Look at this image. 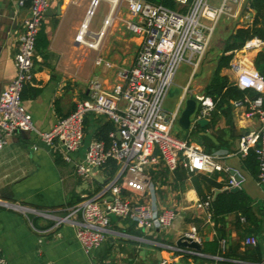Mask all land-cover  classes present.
I'll list each match as a JSON object with an SVG mask.
<instances>
[{"label":"crops","instance_id":"crops-1","mask_svg":"<svg viewBox=\"0 0 264 264\" xmlns=\"http://www.w3.org/2000/svg\"><path fill=\"white\" fill-rule=\"evenodd\" d=\"M21 1L22 4L20 0H0V93L15 77L17 38L22 32L23 21L30 14V6ZM100 1L106 6L95 27L90 28L91 17ZM91 2L52 0L44 14L40 29L47 34L49 45L45 51L35 50L34 78L24 87L26 89L21 96L33 128L14 133L0 150L2 202L63 213L96 192L109 179L105 168L92 169L87 176H78L73 165L64 160L61 153L53 152L39 136L58 119L69 115L78 101L88 97L89 80L98 79L104 90L111 91L120 81L118 72L129 68L133 62L141 36L130 33L125 27L127 7L122 3L117 5L118 0H98L93 7ZM88 28L96 35L90 43ZM82 29L83 36L78 39ZM108 30L109 37L104 41ZM256 54L251 53L253 60ZM98 57L110 62L111 66L97 63ZM217 57L212 59L211 67L205 69L204 83H197L192 90H189V81L181 85L182 91L175 108L180 105L182 110L187 98L205 94ZM222 74L230 76L226 68ZM229 82L235 85L230 78ZM33 89L37 93H33ZM108 125L112 126L104 116L88 114L84 120L83 145L71 157L75 160L81 158L89 141L102 140L100 131ZM233 125L236 134L245 131L247 135L258 130L259 120L246 117L244 108L231 106L229 114L217 112L213 126L193 132L190 137L202 150L214 153L222 170L212 174L189 173L180 166L178 168L185 172L181 171L179 176L163 166L152 170L157 206L171 207L177 212L169 227L140 229L127 219L111 217L106 240L98 248L85 251L71 225L39 232L48 228V220L33 215L27 218L0 206V255L6 258L7 264H217L222 257L181 247L196 252L189 256L173 248L178 247L177 241L199 218L206 223L202 228L206 235L204 240H210L216 234L213 219L210 223L205 222L196 186L202 194L219 193L221 190L210 185L207 187L199 178L208 175L223 185L222 190H227V180L235 169L244 176L239 190L248 197L255 221L250 222L242 214L232 212L224 217L219 228L225 233L227 246L238 241L243 244L246 236H255L264 259V191L256 177H252L242 166V157L235 154L239 137L232 135ZM206 132L214 141L206 136ZM182 137L187 135L182 133ZM239 250L243 251V246ZM186 254L188 256L185 257Z\"/></svg>","mask_w":264,"mask_h":264},{"label":"built area","instance_id":"built-area-1","mask_svg":"<svg viewBox=\"0 0 264 264\" xmlns=\"http://www.w3.org/2000/svg\"><path fill=\"white\" fill-rule=\"evenodd\" d=\"M51 1H31L30 14L23 21L22 32L18 35V49L14 55L16 74L0 93V150L14 133L33 128L21 96L24 87L34 78L35 40ZM173 1L177 9L152 0H125L128 12L125 27L130 33L141 36L131 66L118 72L120 81L111 91L104 90L98 79L89 80L88 97L78 101L74 110L58 119L50 129L39 133L53 152L61 153L64 160L73 165L78 176H87L92 169H102L110 161L117 165L114 175L96 192L63 213L12 202L0 201V206L27 218L33 215L48 220V228L39 232L71 225L82 248L89 251L106 240L111 217L127 219L138 228L147 230L164 229L173 223L177 216L175 209L157 206L153 169L163 166L174 172L181 166L189 173L204 174L222 170L214 153L202 150L191 136L179 138L172 134V127L181 113L180 105L170 112L163 105L179 64L186 62L195 70L209 47L219 20L224 16L236 17L243 0ZM97 2L92 0L91 7ZM248 7L252 11L250 2ZM83 33L82 29L77 38L81 39ZM262 50L263 39L257 36L247 39L240 49L233 51L226 70L230 80L239 88L245 89L244 85L252 84L251 89L259 94L254 98L246 95L229 103L232 107L244 108L246 117L259 120L255 133L239 138L235 154L244 157L250 148L253 149L257 161L256 180L264 191V78L251 57L252 52ZM96 62L111 66L101 57ZM196 102L197 108L188 128L190 133L196 130L197 120L210 121L215 110V102L210 96L197 95ZM88 114L104 116L112 124V129L107 134V141H89L83 156L75 160L71 154L83 145L84 120ZM243 181L244 176L234 169L227 180V188L240 189ZM211 200L212 197L208 196L201 202L208 223L212 221ZM183 236L198 243L202 240L194 226ZM257 242L253 235L243 240L246 246H254ZM173 249L180 253H196L181 247ZM7 263L0 255V264Z\"/></svg>","mask_w":264,"mask_h":264},{"label":"trees","instance_id":"trees-1","mask_svg":"<svg viewBox=\"0 0 264 264\" xmlns=\"http://www.w3.org/2000/svg\"><path fill=\"white\" fill-rule=\"evenodd\" d=\"M24 5L30 6L32 0H23ZM155 3H160L165 7L170 9H177V5L173 0H152ZM250 7L254 12L253 19L248 25L241 26L237 28L231 35L224 51L221 55L217 57L215 70L209 80V83L205 89V95L210 96L215 102V110L212 113L209 124L205 127H200L197 125V131L206 130L208 127H211L215 123V115L217 112L222 114H229L230 112V101L231 100H241L244 96H249L254 98L259 95L256 91L249 89H241L237 85H231L227 75L222 74V70L227 68L229 62L233 58V51L241 48L243 43L253 37L257 36L264 40V0H251ZM49 45V38L46 33L43 32V29H40L36 40H35V50L36 51H45ZM229 52V53H228ZM227 53V54H226ZM255 68L264 78V52H257L253 60ZM26 89V88H25ZM22 91L23 93L25 92ZM22 93V96H23ZM33 93H37L36 89H33ZM263 103H264V95ZM112 129L111 125L104 128L100 131L102 140L107 141V134ZM99 139V138H97ZM209 141V140H208ZM211 146H213L211 144ZM242 166L249 172L252 177L257 176V161L255 159V154L253 149H249L247 155L242 157ZM106 174L111 178L116 169L117 165L115 162L110 161L105 167ZM185 172L182 168H177L175 173L179 176L180 172ZM200 180L207 186H214L215 188L221 190L219 193H207L202 194L199 186H196L197 193L201 201H204L208 196L212 197L210 212L212 214V219L214 221V229L216 234L210 240H204V235L202 228L206 225L203 219H196L194 227L199 236H202V248L201 253L211 255V256H220L223 259L217 261V264H260L262 263L263 255L258 246V242L254 246H246L241 242H237L234 245L231 244L227 246L228 241L226 239L225 233L222 229L219 228V224L223 222L224 217L232 212L240 213L248 221H255L254 215L249 207V199L242 190L236 192H230L227 190H222L223 185L216 183L211 176L201 175ZM253 227L252 229H254ZM252 230H250L251 232ZM224 243V247H222ZM243 246V251H240L239 248ZM189 255V254H188ZM184 255L185 257L188 256ZM190 256V255H189ZM197 258L196 256H193Z\"/></svg>","mask_w":264,"mask_h":264},{"label":"rangeland","instance_id":"rangeland-1","mask_svg":"<svg viewBox=\"0 0 264 264\" xmlns=\"http://www.w3.org/2000/svg\"><path fill=\"white\" fill-rule=\"evenodd\" d=\"M250 0H243L241 6L239 7L237 11V16L234 18H228V17H222L213 33L211 42L209 44V47L198 64L197 68L195 70L192 69V67L186 63L181 62L177 68L176 74L173 79L172 85L169 87L167 94L165 96L164 100V108L167 111H173L175 106L177 105L179 96L181 94L182 88L181 85H184L185 83H188L189 81V90L193 89L197 83H204L205 78V69H208L211 67L212 59L214 57H217L221 55L224 51V47L226 46L228 40L230 39L232 33L239 27L246 25L247 23H251L254 13L253 10L250 11L248 4ZM123 4V6H126L125 0H118L117 5ZM105 3L100 1L99 6L95 9L94 14L91 17L90 20V28L95 27L97 21L100 19L101 14L103 13ZM105 34V31L103 35ZM96 35L92 34L88 28V42L92 41V37ZM109 37V30L106 32L104 36V41ZM193 98L196 100V96L193 95ZM88 116V115H87ZM172 134L175 136L182 138V133L191 136L193 133H190L188 129L182 128L178 121H176L172 127Z\"/></svg>","mask_w":264,"mask_h":264},{"label":"water","instance_id":"water-1","mask_svg":"<svg viewBox=\"0 0 264 264\" xmlns=\"http://www.w3.org/2000/svg\"><path fill=\"white\" fill-rule=\"evenodd\" d=\"M94 1L96 2L98 0H94ZM250 3H251V0H250ZM89 13H91V10L89 11ZM196 108H197V102H196L195 99L187 98L185 100L184 107L181 110V113H180V116H179V119H178V123H179V125L182 128L188 129L190 127L191 116L196 111ZM197 124L200 127L203 128V127H205V126H207L209 124V121L207 119H199V120H197ZM235 130H236L235 126L233 125L232 126V135L233 136H236V137L240 138V137H243L246 134L245 131H243L240 134H236ZM205 134H206V136H208L209 138H211L214 141V138L208 132H206ZM238 190H239V188H229V189H227V191H230V192H236ZM206 240H207V238H206ZM177 246L178 247L189 248V249L195 250L197 252L201 251V244L200 243L192 240L191 238L185 237V236H182L177 241ZM157 258H159V257H157Z\"/></svg>","mask_w":264,"mask_h":264},{"label":"clouds","instance_id":"clouds-1","mask_svg":"<svg viewBox=\"0 0 264 264\" xmlns=\"http://www.w3.org/2000/svg\"><path fill=\"white\" fill-rule=\"evenodd\" d=\"M253 85L252 84H248V85H244V88H251Z\"/></svg>","mask_w":264,"mask_h":264},{"label":"bare ground","instance_id":"bare-ground-1","mask_svg":"<svg viewBox=\"0 0 264 264\" xmlns=\"http://www.w3.org/2000/svg\"><path fill=\"white\" fill-rule=\"evenodd\" d=\"M95 4H93V6H94ZM89 15V14H88ZM246 89V88H245ZM248 89V88H247ZM250 89V88H249Z\"/></svg>","mask_w":264,"mask_h":264}]
</instances>
